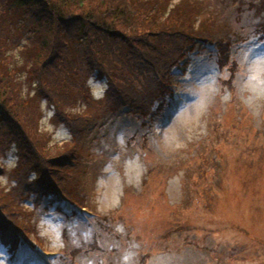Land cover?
Here are the masks:
<instances>
[{"label":"rangeland","instance_id":"rangeland-1","mask_svg":"<svg viewBox=\"0 0 264 264\" xmlns=\"http://www.w3.org/2000/svg\"><path fill=\"white\" fill-rule=\"evenodd\" d=\"M167 2L179 9L177 22L198 8L183 22L186 28L230 29L233 38L239 30L248 40L231 47L228 69L214 53L190 52L187 63L172 70L174 93L158 114L110 115L91 128L80 147L76 190L88 208L80 215L95 216L81 221L38 206L42 243L27 237L38 251L9 261L0 243V264H48L56 255L50 264H264V41L258 42L264 40V4ZM25 40L20 35V45ZM9 51L17 55V47ZM17 73L26 76L21 68ZM84 82L93 98L102 96L104 80L88 75ZM34 84L23 88L33 92ZM41 98L40 128L53 154L71 134ZM0 159L11 169L14 150L6 148ZM0 183L10 185L5 173ZM59 205L67 209L65 201Z\"/></svg>","mask_w":264,"mask_h":264},{"label":"trees","instance_id":"trees-1","mask_svg":"<svg viewBox=\"0 0 264 264\" xmlns=\"http://www.w3.org/2000/svg\"><path fill=\"white\" fill-rule=\"evenodd\" d=\"M194 9L177 22L179 9L167 0H0V157L9 147L16 156L11 169L0 159V174L10 179L9 186L0 183V243L11 256L18 246H35L29 234L42 243L38 206L65 200L72 208L63 214L67 217L85 204L76 189L80 147L91 128L110 115L159 113L174 92L172 68L185 63L190 51L213 44L208 53L214 49L224 62L227 50L248 40L239 30L231 32L233 38L230 29L186 28L183 22ZM15 30L26 38L23 45ZM220 35L225 36L217 39ZM14 47L17 55L9 51ZM88 75L104 80L101 97L85 88ZM24 82L35 83L33 92ZM41 97L71 134L53 154L40 128ZM41 148H47L45 154Z\"/></svg>","mask_w":264,"mask_h":264}]
</instances>
